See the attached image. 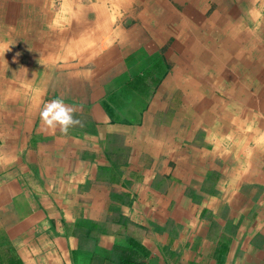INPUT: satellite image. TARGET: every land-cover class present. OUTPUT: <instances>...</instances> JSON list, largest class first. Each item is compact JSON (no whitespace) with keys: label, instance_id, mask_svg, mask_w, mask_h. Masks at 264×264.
Returning <instances> with one entry per match:
<instances>
[{"label":"crops","instance_id":"0c3cea01","mask_svg":"<svg viewBox=\"0 0 264 264\" xmlns=\"http://www.w3.org/2000/svg\"><path fill=\"white\" fill-rule=\"evenodd\" d=\"M187 1L0 0V264H264L262 15Z\"/></svg>","mask_w":264,"mask_h":264},{"label":"bare ground","instance_id":"6f19581e","mask_svg":"<svg viewBox=\"0 0 264 264\" xmlns=\"http://www.w3.org/2000/svg\"><path fill=\"white\" fill-rule=\"evenodd\" d=\"M261 20H263L262 22H264V16ZM257 24H260V23H257ZM225 29L228 30V28H225ZM229 30H231V28H229ZM256 33H258L259 36L264 37V31H258ZM233 34H234V32H233ZM233 34H231V32H222L221 35H222V37L226 38V40H227V37H231L230 41H232V44H233L235 41L232 38ZM245 36H246V38H244V40H248L249 37H251V32H248V34ZM236 38H238V37L236 36ZM259 40H260L259 38L249 39V41L252 42V45L249 46L247 50H251L249 52L252 55L251 57H253V59H251V57L247 56V60H249V62L244 63L243 65L241 64V66H239V70L236 69L237 65H235L234 69H235V71H237L238 76H243V78H245L246 77L245 74H247L246 78H248V82L250 81V79H253V81L256 79H259L258 84H256L258 87H256V85L254 87L258 88L256 90L257 91L259 90V92L262 94L264 92V89L262 88L263 83H264V45L263 44L258 45L257 41H259ZM230 49L231 48H229V51L227 53H225L226 56L223 55L224 58H227L229 56L227 60L231 59L232 54H234L236 56L237 51L240 52L241 54H244V49H241V50L238 48H237V50L235 48H232L231 50ZM226 65H228V67L229 66L231 67V65H234V63H228V61L225 63H222L221 64L222 69H225ZM235 71H234V73H235ZM230 77H232V75H230ZM234 87H235V84H234ZM250 87H252V85H250ZM253 103L255 106H259L261 108H264V96L263 97L262 96H259V97L256 96L253 100ZM262 114H263V118H264V113H262Z\"/></svg>","mask_w":264,"mask_h":264},{"label":"rangeland","instance_id":"374dc122","mask_svg":"<svg viewBox=\"0 0 264 264\" xmlns=\"http://www.w3.org/2000/svg\"><path fill=\"white\" fill-rule=\"evenodd\" d=\"M56 1H59L60 2V1H64V0H55V3H56ZM172 1L174 2V4L177 2V5L183 11H189L190 7H189V4H188V1L187 2H186V0H172ZM230 4H231V7H233L232 8L233 12L239 13V15H236V16H238V18H242V20H246L247 23H249V22H251V20H253V18L251 17V14H253L252 13L253 12L252 7H254L253 8L254 9V14H256L258 12L257 16H261L262 15V18L264 16V0H254V1H252V0H230ZM256 18L257 17L254 16V21H253V24L254 25H258L256 23ZM262 23H264V22H262ZM262 23H260L259 25H263L264 26V24H262ZM252 29L253 28H249L248 31H251ZM263 29L264 28H254L253 33H252V36H251V37H253V39L254 38H259L260 39L259 41H257V44L258 45H260V44H263L264 45V37L259 36V34L256 33V32L262 31ZM246 30H247V28H246ZM217 34L220 36V34L218 32H217ZM209 36H210V33H209ZM237 37L240 40L246 38L244 32L239 33V35ZM230 38L231 37H227V40H228L227 43H228L229 46L227 48H225V47H223V48L221 47L220 48L221 56H223V55L226 56L225 53H227L229 51V48H231V49L232 48H235L237 50L236 44L235 43L232 44V41H230ZM223 40H224V38H223ZM217 42H221V39L218 38ZM247 55H249V53ZM221 58H222L223 61H225V58L224 57H221ZM209 61L211 63V60L210 59H209ZM207 66H209V62L208 61H207ZM234 66L235 65H231V67L229 66L232 69V73H234V71H235ZM237 79H238V81H241V82L244 81L245 84H243V87L250 88V87H247L246 80H244L243 78H240L238 76H237ZM256 87H258V86L256 85ZM262 88L264 89V83H263V87ZM256 89H258V88H254L253 89V92H254L255 95L259 91V90L257 91ZM259 96H262V95L259 94ZM259 96H257V97H259ZM262 120H264L263 117H262ZM260 131L264 133V128H262V130H260ZM258 133H259V131H258ZM258 136H259V134H258ZM258 139H260V138H257V140L255 138V142H257Z\"/></svg>","mask_w":264,"mask_h":264},{"label":"clouds","instance_id":"9594fccd","mask_svg":"<svg viewBox=\"0 0 264 264\" xmlns=\"http://www.w3.org/2000/svg\"><path fill=\"white\" fill-rule=\"evenodd\" d=\"M77 111V105L66 103L64 97H56L44 103L39 115L47 128H59L62 133L67 134L71 128L82 124L76 116Z\"/></svg>","mask_w":264,"mask_h":264}]
</instances>
